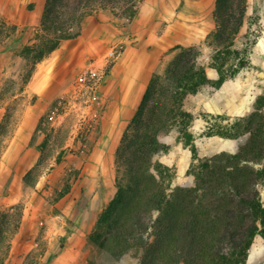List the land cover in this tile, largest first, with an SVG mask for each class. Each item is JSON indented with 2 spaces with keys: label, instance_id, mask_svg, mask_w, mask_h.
Wrapping results in <instances>:
<instances>
[{
  "label": "trees",
  "instance_id": "16d2710c",
  "mask_svg": "<svg viewBox=\"0 0 264 264\" xmlns=\"http://www.w3.org/2000/svg\"><path fill=\"white\" fill-rule=\"evenodd\" d=\"M246 1L216 0L217 27L205 41L213 49L208 63L198 60L201 50L197 46L178 45L169 52L173 56L166 67L150 78L115 152L116 192L88 235V241L98 246L100 258L119 261L135 251L137 264H246L254 238L264 237V205L258 188L264 186V94L257 97L250 114L208 129V134L245 138L235 152L221 151L200 159L191 169L193 186L171 187L170 168L154 160L168 149L166 139L174 127L190 135L187 130L193 114L186 104L202 88L218 89L248 65V48L243 52L232 49L246 16ZM137 3L45 0L40 32L22 49L29 65L25 82L35 65L63 40L80 34L85 17L105 9L132 19ZM258 20L259 16L252 19L245 36L248 39L255 33L252 45L260 35ZM208 66L218 71L216 80L207 77ZM69 190L66 185L61 196ZM19 218L13 211H0V238L10 226L9 237H13Z\"/></svg>",
  "mask_w": 264,
  "mask_h": 264
},
{
  "label": "crops",
  "instance_id": "0c3cea01",
  "mask_svg": "<svg viewBox=\"0 0 264 264\" xmlns=\"http://www.w3.org/2000/svg\"><path fill=\"white\" fill-rule=\"evenodd\" d=\"M249 3V14L256 12L259 15L262 30L250 50L249 63L245 68L260 66L264 73V0H249ZM44 4L45 0H5L0 11L21 29L38 27ZM215 6L216 0H138L132 19L114 15H99L97 19L88 15L77 37L63 40L57 49L38 63L28 85L40 93L41 103L35 115L23 117L0 156V211L4 212H12L19 204L21 197L14 187L26 184V174L38 161L39 152L35 146L43 138L39 134L42 132V116L57 98L71 90L73 85L70 81L76 70L79 71L90 60L104 56L111 46H117L120 51L107 67L106 75L98 86L104 112L99 117V131L85 167L88 174L80 180L86 196L84 203L81 196L67 201V193L59 199L61 214L42 219L36 218L35 213L25 212L21 215L17 231L13 233V241L18 235L37 236L43 224L48 223L46 235L51 236L53 241L45 248L37 264H86L82 257L84 243L89 242L88 235L100 211L116 192L113 189V167L121 136L153 73L162 71L173 56V52L169 53L171 49L178 45L197 46L201 57L210 58L212 49L205 41L217 27ZM247 30L248 23L245 21L238 37ZM206 74L212 80L219 77L218 71L210 66L206 67ZM226 83L215 89L219 93L209 94L200 90L193 97L198 107L218 113L231 106L230 89L226 88ZM33 141L35 144H32ZM6 186L11 191L8 196L2 195ZM97 187L103 188V191L97 190ZM104 193L105 201L98 206ZM64 235H67L65 246L59 247L54 255V245ZM34 246L25 243V252L18 258L20 264L28 259ZM260 247L252 248L251 257L259 252ZM14 259L9 255L5 262L9 264Z\"/></svg>",
  "mask_w": 264,
  "mask_h": 264
},
{
  "label": "rangeland",
  "instance_id": "374dc122",
  "mask_svg": "<svg viewBox=\"0 0 264 264\" xmlns=\"http://www.w3.org/2000/svg\"><path fill=\"white\" fill-rule=\"evenodd\" d=\"M4 1L0 0V7ZM250 6L251 4L247 0L243 24L246 21L248 26L253 18L259 16L257 13L249 14ZM91 15L99 19V15L112 14L109 10L101 9ZM261 30L260 26V33ZM37 32H40V26L21 29L11 23L0 11V156L7 148L11 135L17 131L23 117L28 114L35 115L37 106L41 103L40 93L33 91L28 85L30 79L25 82L23 78L29 65L25 61L22 49L26 44L33 42ZM247 33L238 37V32L232 49L243 52L247 47L248 53L245 56L249 59L255 33L246 39ZM212 53L213 49L210 58ZM233 57L231 55V60ZM37 67L38 63L35 65L34 71ZM261 69L260 66L241 69L242 71L240 70L226 80V88L230 89L228 95L232 104L218 113L199 108L193 98L186 104V109L193 114V119L187 130L190 135L183 134L177 127H174L166 139L168 149L158 153L154 158L156 162L170 168L172 178L169 183L171 187L193 186L195 176L191 169L199 163L200 159L211 157L221 151L235 152L238 149L245 137H224L215 133L208 134L207 131L210 127L216 129L218 126L224 127L231 124L254 110L257 97L264 94V73ZM77 73L78 70L71 78L72 85H74ZM201 91L209 94L218 92L207 87L202 88ZM58 93L55 92V94ZM69 94L72 92H64L63 96ZM225 94L227 95V93ZM97 95L100 96L99 92ZM63 96L57 98L42 116L40 125L42 132L39 134H42L43 138L35 146V150L39 152V158L27 173L28 182L22 186L20 183L14 187L16 193H19L21 197L19 204L13 210L14 214L22 215L25 212H32L37 214L36 218L42 219L49 215L61 214L59 199L62 197L61 193L66 185L70 186L66 196L68 197L67 201L81 196L82 204L84 203L86 196L83 194L84 188L81 186L80 180L88 174L85 167L89 162V154L99 131V117L103 114L104 108L96 102L88 105L90 101L86 96L82 97L81 94H74L70 101L64 99ZM32 144L35 142L33 141ZM255 166L261 167L262 164L256 163ZM113 170L115 177V165ZM17 182L19 179L16 184ZM258 188L260 200L264 205V186ZM113 189L116 190V187ZM97 190L103 191V188L97 187ZM105 191L107 190L105 189ZM2 192L4 196L11 194L8 186ZM104 201L105 193L98 206ZM47 228L48 223H44L39 235H18L14 241V237H9L10 231H6V235L0 238V247H2L0 264H6L5 261L9 255L15 258L9 264H20L18 258L22 257L25 252L26 247H23L25 243L35 244V246L28 259L22 264H37L45 248L49 247L53 241L51 236L46 235ZM66 241L67 235L58 238L54 245V255L57 254L59 247L65 246ZM254 246L261 247L259 252L251 257ZM82 257L86 264L93 260L102 261L103 264H137L138 260L135 251H131L119 261L104 260L99 257L98 246L90 242L84 243ZM246 264H264V237L260 234L256 235L248 250Z\"/></svg>",
  "mask_w": 264,
  "mask_h": 264
},
{
  "label": "built area",
  "instance_id": "2783aa9c",
  "mask_svg": "<svg viewBox=\"0 0 264 264\" xmlns=\"http://www.w3.org/2000/svg\"><path fill=\"white\" fill-rule=\"evenodd\" d=\"M119 52L117 46H111L104 56L90 60L78 71L74 85L71 88L72 91L70 90L72 94L65 95L63 98L70 101L74 94H81L82 97L86 96L87 100L90 101L88 105L96 102L100 106L101 103L97 95L98 86L106 75L107 67L118 57ZM198 60L207 62L209 57H199Z\"/></svg>",
  "mask_w": 264,
  "mask_h": 264
}]
</instances>
